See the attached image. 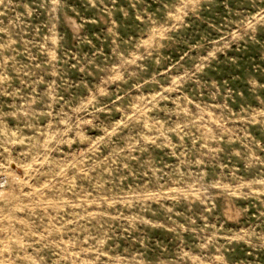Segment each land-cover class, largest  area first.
Returning a JSON list of instances; mask_svg holds the SVG:
<instances>
[{"label":"rangeland","instance_id":"1","mask_svg":"<svg viewBox=\"0 0 264 264\" xmlns=\"http://www.w3.org/2000/svg\"><path fill=\"white\" fill-rule=\"evenodd\" d=\"M0 264H264V0H0Z\"/></svg>","mask_w":264,"mask_h":264},{"label":"bare ground","instance_id":"2","mask_svg":"<svg viewBox=\"0 0 264 264\" xmlns=\"http://www.w3.org/2000/svg\"><path fill=\"white\" fill-rule=\"evenodd\" d=\"M6 191V190H5ZM4 192V191H3Z\"/></svg>","mask_w":264,"mask_h":264}]
</instances>
